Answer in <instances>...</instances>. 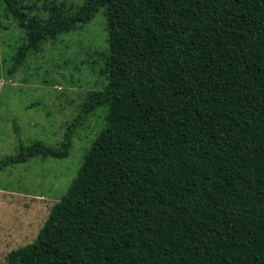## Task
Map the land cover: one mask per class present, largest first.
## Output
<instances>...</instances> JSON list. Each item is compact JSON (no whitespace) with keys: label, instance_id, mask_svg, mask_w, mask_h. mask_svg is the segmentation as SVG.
I'll return each instance as SVG.
<instances>
[{"label":"trees","instance_id":"16d2710c","mask_svg":"<svg viewBox=\"0 0 264 264\" xmlns=\"http://www.w3.org/2000/svg\"><path fill=\"white\" fill-rule=\"evenodd\" d=\"M13 73L45 37L106 10L107 84L90 90L58 148L0 159H65L106 107L66 194L5 264H264V0H86L29 16Z\"/></svg>","mask_w":264,"mask_h":264},{"label":"rangeland","instance_id":"374dc122","mask_svg":"<svg viewBox=\"0 0 264 264\" xmlns=\"http://www.w3.org/2000/svg\"><path fill=\"white\" fill-rule=\"evenodd\" d=\"M86 0H18L29 16L41 20L51 10L66 14ZM26 31L0 1V159L18 153L19 143L39 141L58 148L79 115L90 90L107 84L106 10L86 24L45 37L9 73ZM107 108H98L76 128L65 159L32 158L0 171V264L19 247L32 243L51 207L66 194L85 155L106 126Z\"/></svg>","mask_w":264,"mask_h":264}]
</instances>
